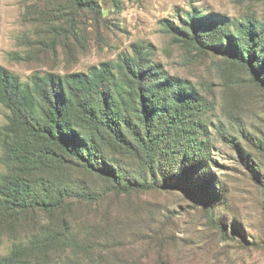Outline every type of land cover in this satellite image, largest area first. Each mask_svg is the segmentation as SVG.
I'll list each match as a JSON object with an SVG mask.
<instances>
[{
	"label": "rangeland",
	"instance_id": "374dc122",
	"mask_svg": "<svg viewBox=\"0 0 264 264\" xmlns=\"http://www.w3.org/2000/svg\"><path fill=\"white\" fill-rule=\"evenodd\" d=\"M194 18L228 25L205 41ZM262 22L264 0H0V66L22 81L119 65L143 45L156 68L153 87L146 105L124 93L131 112L120 129L133 136L148 113L161 158L150 171L144 154L118 147L113 158L105 155L126 180L157 183L117 192L74 158L63 166L58 147L0 103V257L9 264H264V86L257 68L218 50H242ZM256 56L264 71V56ZM81 119L89 135L91 116ZM32 155L38 160L28 162ZM82 188L96 199L75 196ZM67 191L73 197L52 208L25 205Z\"/></svg>",
	"mask_w": 264,
	"mask_h": 264
},
{
	"label": "trees",
	"instance_id": "16d2710c",
	"mask_svg": "<svg viewBox=\"0 0 264 264\" xmlns=\"http://www.w3.org/2000/svg\"><path fill=\"white\" fill-rule=\"evenodd\" d=\"M192 21V25H196V33L206 34L205 41L213 40V34L221 35L224 25H228L207 19L194 18ZM261 26L263 30L258 35L253 31L248 32L247 45H242V50L233 51L226 48L218 50L232 60L244 61L253 69L257 68L256 78L264 86V71L259 65L260 58L256 56L258 50L260 57L264 56V39H262L264 22ZM195 38L203 42V38L198 34ZM134 52L135 56L124 58L119 65L103 62L100 66L91 67L89 72H75L65 76L54 72L36 73L30 81H22L17 74L0 66V103L12 112L15 121L26 126L31 132L32 129L37 130L38 134L47 137L53 145H56L61 151L58 157L63 166L74 164L70 159L74 158L87 169L98 170L106 178L108 177L114 190L120 193L157 188L155 182L141 179L126 180L123 170H112L105 159V155L113 158L112 155H115L118 147L134 155L144 154L150 171L155 169L157 158L161 159L159 156L156 158L158 137L155 136V126L150 122L148 113L143 115L141 131H135L133 136L127 137L120 129L125 114L129 116L131 112L126 106L124 93L130 91V95H135L136 99L139 95L146 105V96L153 87L150 82L153 81L156 68L150 64L149 53L143 45H135ZM166 83L169 84L168 81ZM99 98L105 104L93 105L94 100ZM137 103L140 106L138 101ZM86 113L91 116L90 122H92L89 135L83 133L80 128L81 115ZM46 155L50 153L46 151L43 156L48 157ZM37 160L38 158L32 155L27 161ZM252 170L254 173L258 172L255 164ZM10 185L14 188L19 187L16 186L15 181L10 182ZM158 186L162 187L160 184ZM82 189L77 193L63 192L55 202L54 198L50 199L49 196L31 197L24 201L29 207L49 209L60 205L66 197H73L69 196L70 193L80 198L96 199L94 192ZM182 189L185 191L186 188ZM207 208L210 211V208ZM5 260L6 258L0 257V264H9Z\"/></svg>",
	"mask_w": 264,
	"mask_h": 264
}]
</instances>
